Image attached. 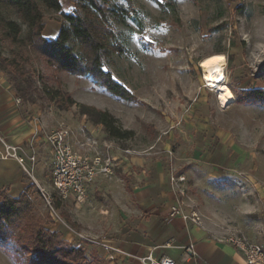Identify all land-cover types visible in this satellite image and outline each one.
I'll list each match as a JSON object with an SVG mask.
<instances>
[{
    "label": "rangeland",
    "instance_id": "1",
    "mask_svg": "<svg viewBox=\"0 0 264 264\" xmlns=\"http://www.w3.org/2000/svg\"><path fill=\"white\" fill-rule=\"evenodd\" d=\"M75 1L61 0L63 10H72ZM113 2L124 5L129 12L125 24L113 26L127 49L114 54L104 67L132 93L131 100L113 95L90 76L58 70L42 61H25L20 66L31 80L23 86L29 91L27 103L35 110L30 120L34 119L32 116L38 117L46 131L67 129L69 141L79 153L83 150L75 145L85 143L110 148V153L117 157L122 153L141 160L150 158L149 161L169 158L177 164L173 171L185 176L182 199L192 207L202 203L208 213L214 206L221 213L234 214L243 202L258 206L253 181L259 169L264 171V98L248 100L245 96L238 101L234 90L264 91V0ZM60 19L59 12H46L43 34L55 35ZM0 48L3 56L10 57L8 45L1 43ZM214 53H222L226 58L224 83L234 95L226 106L219 104L215 87L203 79L199 63L204 56ZM7 69L0 70L15 89L21 79ZM58 94L70 96L77 103L59 106L58 99H50ZM78 104L109 111L121 128L133 133L127 138L110 137L103 124L94 123L81 113ZM205 125L230 134L249 152L244 165L255 169L251 180L247 173L237 171L232 178L212 180L211 163L199 157V142L213 136ZM41 145L44 155L40 171L34 173L35 179L25 176L26 183L35 185L28 192L35 213L43 224L57 232L62 246L85 249L86 259H77L75 264H106L98 254V245L77 235L67 225L82 231L84 225L79 220L86 216L88 222H93L90 214L99 213L97 205L110 193L98 191L97 187L102 185L98 181L91 193L92 200L84 209L76 213L75 207L64 201L55 208L52 154L48 144ZM125 149L131 152L126 153ZM115 170L121 176V166ZM121 182L114 178L108 180V185ZM37 183L44 188L50 203ZM110 202L112 199L105 204L110 206ZM254 208L246 217L262 219V208ZM92 230L98 233V225ZM28 257L16 238L0 243V264H26Z\"/></svg>",
    "mask_w": 264,
    "mask_h": 264
},
{
    "label": "crops",
    "instance_id": "2",
    "mask_svg": "<svg viewBox=\"0 0 264 264\" xmlns=\"http://www.w3.org/2000/svg\"><path fill=\"white\" fill-rule=\"evenodd\" d=\"M33 112L35 110L32 105L21 100L0 70V134L11 143H24L35 133V130H38L35 136V162L31 164L27 160L25 164L26 167L32 166L34 176V173L40 171L43 163L44 149L41 143L46 145L47 143L43 136L46 128L42 122L36 116H32L34 119L30 120ZM205 126L213 136L205 137L199 142L201 153L199 157L211 163L212 180L232 178L236 176L235 171L247 173L248 180H251L255 169L244 165L249 152L230 137V134L219 128L213 131L210 126ZM75 147L78 150L82 149L83 153L99 155L103 159L110 157L113 161L111 176L99 175L89 185L84 201H64L71 203L75 207L73 211L77 213L80 208L84 209L91 202L92 190L98 181H102V185L97 187L98 191L104 190L110 193V196H106L104 202H99L98 214L95 216L93 213L90 214L94 221L88 222L86 216L80 219V223L84 225L80 228L82 231L66 225L79 236L104 240L109 245L122 250L115 252L98 246V254L106 264H141L140 258L148 254H152L155 258L170 257L174 259L175 264H243L242 254L230 243L220 241L218 237L229 231L240 230L252 240L264 239L263 170L259 169L253 181L254 193L259 200L258 206L251 202H243L234 214L221 213L212 206L208 213L202 203L195 208L183 200L181 209L189 216L184 219L180 215L169 216L170 207L176 199L169 174L177 167V164L171 162L169 158L166 161L159 158H152V161H149L150 158L141 160L122 153L117 157L110 153V148L98 145L88 146L83 143ZM116 166H121V176H118ZM26 175L29 174L15 159L0 158V190L5 189L9 194L17 196L28 185L25 182ZM114 178L123 180V183L108 185V180ZM248 190H250L249 186ZM111 199L110 206L105 204ZM254 207L262 208V219L250 220L246 217L248 213L255 211ZM190 215H194L197 220L191 219ZM94 225H98V233L93 232ZM167 241L171 244L166 245ZM189 242L194 243L196 251L194 257L185 255L183 246Z\"/></svg>",
    "mask_w": 264,
    "mask_h": 264
},
{
    "label": "trees",
    "instance_id": "3",
    "mask_svg": "<svg viewBox=\"0 0 264 264\" xmlns=\"http://www.w3.org/2000/svg\"><path fill=\"white\" fill-rule=\"evenodd\" d=\"M48 11L61 14L53 37L43 34ZM128 17V9L113 0H76L70 11L62 9L61 0H0V45L10 47V57L3 56L0 48V69L8 68L12 76L20 77L15 91L24 102L29 101V91L23 85L31 80L20 66L25 61H42L58 70L90 76L113 95L131 100L132 93L104 67L114 54H122L127 49L113 26L125 24ZM234 93L238 101L245 96L248 100L264 98V91L259 89L234 90ZM50 99H58L59 106L77 103L70 96L64 98L59 94ZM78 105L88 119L103 124L110 137L127 138L133 133L121 128L109 111ZM34 187L30 182L17 196L0 190V243L16 238L20 248L29 254L26 264H75L77 259L85 260L84 248L62 246L57 232L37 216L28 196ZM53 200V206L59 208L61 200L57 196Z\"/></svg>",
    "mask_w": 264,
    "mask_h": 264
},
{
    "label": "built area",
    "instance_id": "4",
    "mask_svg": "<svg viewBox=\"0 0 264 264\" xmlns=\"http://www.w3.org/2000/svg\"><path fill=\"white\" fill-rule=\"evenodd\" d=\"M19 101V100H18ZM38 130L24 143H11L0 134V158H13L22 168L34 179L32 166L26 167L27 160L35 162V136ZM44 140L50 147L52 154V176L51 184L57 197L62 201L82 202L87 197L89 185L99 176L110 177L113 173V161L110 157L101 158L99 155L92 156L88 153L77 152L69 141L68 130L57 128L45 131ZM125 152H131L125 149ZM169 180L171 188L176 195L175 202L171 205L169 216L180 215L184 219L189 216L181 209L182 196L185 194L183 182L185 176L181 173L170 171ZM39 185V184H38ZM43 196L50 203V198L45 194L44 188L39 185ZM194 221V215H190ZM89 241L115 252H122L121 249L109 245L104 240L81 236ZM220 241L230 243L243 256V264H264V239L261 241L252 240L240 230L229 231L218 237ZM166 245L171 242L167 241ZM185 255L194 257L196 254L194 243L189 242L183 246ZM141 264H175L174 259L162 256L155 258L152 254L140 258Z\"/></svg>",
    "mask_w": 264,
    "mask_h": 264
},
{
    "label": "bare ground",
    "instance_id": "5",
    "mask_svg": "<svg viewBox=\"0 0 264 264\" xmlns=\"http://www.w3.org/2000/svg\"><path fill=\"white\" fill-rule=\"evenodd\" d=\"M214 58H223L222 60ZM203 79L207 85L213 86L216 89L217 99L221 106H226L232 102L234 95L232 90L224 83L225 74L224 66L226 58L222 53H214L204 56L200 61ZM221 97H224L221 100Z\"/></svg>",
    "mask_w": 264,
    "mask_h": 264
},
{
    "label": "snow or ice",
    "instance_id": "6",
    "mask_svg": "<svg viewBox=\"0 0 264 264\" xmlns=\"http://www.w3.org/2000/svg\"><path fill=\"white\" fill-rule=\"evenodd\" d=\"M214 59H218V60H222L223 58H214ZM224 97H221V100H223Z\"/></svg>",
    "mask_w": 264,
    "mask_h": 264
}]
</instances>
